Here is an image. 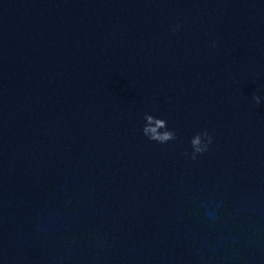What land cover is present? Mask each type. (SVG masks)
<instances>
[{"label":"water","instance_id":"95a60500","mask_svg":"<svg viewBox=\"0 0 264 264\" xmlns=\"http://www.w3.org/2000/svg\"><path fill=\"white\" fill-rule=\"evenodd\" d=\"M0 264H264V0H0Z\"/></svg>","mask_w":264,"mask_h":264},{"label":"clouds","instance_id":"9594fccd","mask_svg":"<svg viewBox=\"0 0 264 264\" xmlns=\"http://www.w3.org/2000/svg\"><path fill=\"white\" fill-rule=\"evenodd\" d=\"M180 25H177L173 31H178ZM215 47V43L212 45ZM252 99L256 105H260L261 98L258 95H253ZM144 120L146 121L143 127V134L148 140L159 143L168 144L177 141L179 138L175 130L168 129V123L164 119L157 118L153 115L145 114ZM213 143V136L207 129L197 133L191 139V153L186 152V156H190L192 160H196L199 156L205 154L210 145Z\"/></svg>","mask_w":264,"mask_h":264}]
</instances>
